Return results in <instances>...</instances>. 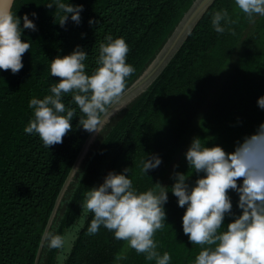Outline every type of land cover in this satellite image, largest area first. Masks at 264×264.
<instances>
[{"label":"trees","instance_id":"16d2710c","mask_svg":"<svg viewBox=\"0 0 264 264\" xmlns=\"http://www.w3.org/2000/svg\"><path fill=\"white\" fill-rule=\"evenodd\" d=\"M192 1L76 0L83 4L81 22L68 21L60 27L54 21L55 10L38 4L41 0H16L17 15L36 11L37 29L24 30L31 46L23 54L22 68L16 73L0 70V264H55L59 249L47 247L40 234L47 227L65 235L73 224L79 227L63 264H110L116 254H121V264H153L103 226L93 234L85 231L87 219L80 224L83 191L100 182L109 168L125 165L138 188L150 187L156 180L170 183L173 164L186 166L183 151L193 134L230 149L236 138L264 119V109L256 104V97L264 93V16L249 21L235 0H213L154 80L92 139L50 220L89 132L75 116L62 141L48 147L36 133L23 131L31 115L28 98L43 95L56 79L48 73V59L79 43L88 52L87 70L105 33L123 36L127 60L135 68L126 78V88L153 59ZM220 7L235 21L231 31L217 33L211 28L210 14ZM67 99L66 94V103ZM144 151L161 156L148 174L140 170ZM165 209L166 220L154 239L169 252V264H189L200 246L182 232L183 209L171 192Z\"/></svg>","mask_w":264,"mask_h":264},{"label":"clouds","instance_id":"9594fccd","mask_svg":"<svg viewBox=\"0 0 264 264\" xmlns=\"http://www.w3.org/2000/svg\"><path fill=\"white\" fill-rule=\"evenodd\" d=\"M15 2L6 0L0 6V70L12 73L22 68L23 54L31 46L24 30L37 29L36 11L17 15ZM38 4L55 10L54 21L60 27L68 21L81 22L83 4L76 0H41ZM235 6L249 21L264 16V0H235ZM209 22L215 32L222 33L231 31L235 21L220 7L211 12ZM88 23H93L92 17ZM128 50L123 36L105 33L87 70L88 52L81 44L63 54L58 50L48 59V73L56 79L43 95L28 98L31 115L23 131L36 133L48 147L62 141L75 116L82 129L100 133L106 115L124 107L121 98L126 78L135 71L127 60ZM256 104L264 109V93L256 97ZM210 139L193 134L183 151L185 168L174 163L167 184L156 180L141 189L133 185L128 165L109 168L100 182L83 191L81 226L87 219V233L103 226L145 260L169 264L170 254L158 247L154 233L166 220L165 204L171 192L183 209L182 232L190 243L200 246L189 264H264V119L236 138L230 149ZM160 162L159 153L144 151L140 170L148 174ZM40 239L49 248L65 247V236L47 227ZM110 264H121V254L114 255Z\"/></svg>","mask_w":264,"mask_h":264},{"label":"water","instance_id":"95a60500","mask_svg":"<svg viewBox=\"0 0 264 264\" xmlns=\"http://www.w3.org/2000/svg\"><path fill=\"white\" fill-rule=\"evenodd\" d=\"M213 0H211L212 2ZM6 0H0V6L5 4ZM207 2V0H193L188 9L184 12L182 17L179 19L174 29L171 31L167 39L164 41L162 46L159 48L153 59L147 64L145 69L138 75V77L124 89V95L121 98L124 107L133 100L142 90H144L159 74V72L163 69V67L167 64L168 60L172 57V55L177 51L180 44L186 38L187 34L191 31L192 27L195 25L197 20L200 18L202 13L205 11L207 6L211 3ZM122 109V108H121ZM120 109V110H121ZM119 110V111H120ZM112 112L111 115H106V120L103 123L102 127L109 121L111 117H113L117 112ZM101 127V128H102ZM97 133H89L86 137L81 151L78 154L69 174L67 175L59 194L56 198V202L54 205V209L51 213V218L53 217L55 210L59 204V201L71 180L74 172L76 171L79 162L84 156L88 146L90 145L92 139L95 137Z\"/></svg>","mask_w":264,"mask_h":264},{"label":"rangeland","instance_id":"374dc122","mask_svg":"<svg viewBox=\"0 0 264 264\" xmlns=\"http://www.w3.org/2000/svg\"><path fill=\"white\" fill-rule=\"evenodd\" d=\"M78 227H79V225L73 224L71 229H69L67 231V233L64 235L65 236V247L63 249H59L57 256H56V263L55 264H63L64 258H65L66 254L68 253V251L71 247L72 241L76 235ZM72 234H73V237H72ZM71 237H72V240H71Z\"/></svg>","mask_w":264,"mask_h":264}]
</instances>
